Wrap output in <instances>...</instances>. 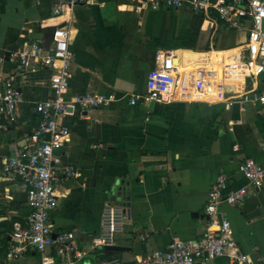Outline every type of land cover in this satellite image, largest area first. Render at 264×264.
Wrapping results in <instances>:
<instances>
[{"label":"crops","instance_id":"0c3cea01","mask_svg":"<svg viewBox=\"0 0 264 264\" xmlns=\"http://www.w3.org/2000/svg\"><path fill=\"white\" fill-rule=\"evenodd\" d=\"M59 2L0 0V55L17 54L31 42L48 47L54 29L67 27L72 57L67 96L114 97L107 108L73 109L59 117L70 135L62 162L76 177L56 190L54 232H72L76 245L86 250L89 238L99 230L105 204L121 205L114 203L117 188H127L129 221L115 238L125 250L116 257L120 264H136L176 240L201 236L208 191L216 176L225 174L230 188L246 187L248 193L238 205L222 204L218 216L230 223L238 252L246 257L244 264H264V181L253 190L237 172L247 159L264 167V105L227 108L217 101L224 82L213 81L212 59L221 65L225 52L243 53L248 32L227 29L215 14L210 19L187 6L150 8L139 0H106L102 6L63 8L54 15ZM152 40L165 44L182 40L192 48L164 49L151 45ZM176 50L207 54L206 64L183 72L188 79L200 74L202 84L185 91L187 101L175 97L162 105L146 102V75L156 52ZM184 54L188 53L181 60L172 57V63L184 66ZM50 75V69L18 71L11 62L0 65V77L10 78L20 92L17 122L0 127V264L38 261L35 253L15 260L5 257L12 223L23 221L29 208L18 181L5 175L2 166L37 127L35 107L49 97ZM254 88L263 90L264 75L227 84L223 95L237 96ZM134 96L139 98L131 105ZM95 253L99 252L87 257L98 264ZM197 264L237 262L223 256Z\"/></svg>","mask_w":264,"mask_h":264},{"label":"built area","instance_id":"2783aa9c","mask_svg":"<svg viewBox=\"0 0 264 264\" xmlns=\"http://www.w3.org/2000/svg\"><path fill=\"white\" fill-rule=\"evenodd\" d=\"M106 0H60L54 6L53 14L58 15L63 8L72 9L79 5H100ZM150 8L163 6L168 9L189 7L193 12L217 20L227 29L237 32L247 31L248 37L241 56L244 68L243 80L256 79L264 75V0H139ZM250 24L247 26V24ZM70 31L67 27H56L48 47L31 42L17 54L8 55L7 62L17 66V70L34 68L50 69L48 83L49 97L36 104L35 113L39 118L37 127L30 133L26 144L8 156L2 172L18 181L25 194L28 215L23 221L12 223L10 240L6 247L7 260L23 258L30 253L38 255L36 264H76L90 253L102 252L105 247L116 245V235L129 221L128 210L120 204H105L99 230L88 240L86 250L80 249L72 232L55 233L51 215L57 208L56 190L63 182L76 177L72 167L62 162V149L69 142L68 129L59 123V117L70 114L73 109L86 112L97 108H107L113 96L103 94H75L67 96L71 75L72 57L69 52ZM170 54L157 51L154 66L146 75V91L143 99L153 104H165L175 97L188 100L187 89L200 87L201 76L187 78L174 65ZM5 56L0 55V65ZM185 64H194L186 62ZM195 65H202L200 62ZM200 76V79H199ZM191 79V80H190ZM234 84L224 82L221 99L227 108L235 105L244 108L246 104L264 105V88H254L237 96L224 97L223 86ZM139 97L130 100L135 105ZM20 92L10 78L0 77V127L17 122V103ZM237 172L248 185L257 190L263 185L264 167L247 159L240 163ZM248 190L246 187L232 189L225 174L216 176L204 206L203 232L196 240H176L164 250H155L136 264H197L201 260H212L227 256L237 264H244L246 257L238 252L233 239V230L228 221L219 218L222 204H240ZM53 235L55 236L53 238ZM142 240H144L142 238ZM98 264H120L118 257H110Z\"/></svg>","mask_w":264,"mask_h":264},{"label":"bare ground","instance_id":"6f19581e","mask_svg":"<svg viewBox=\"0 0 264 264\" xmlns=\"http://www.w3.org/2000/svg\"><path fill=\"white\" fill-rule=\"evenodd\" d=\"M241 56L242 51L240 49H235L231 51H227L224 53V59L221 65L217 64L215 58L212 59L213 68L215 70V78L214 82H234L238 83L243 81V72L244 68L241 65ZM186 62L194 64L187 65ZM200 62V64L204 65L207 63V54H195L188 53L183 56V65L180 68L181 72L188 71L192 66H195V63Z\"/></svg>","mask_w":264,"mask_h":264},{"label":"trees","instance_id":"16d2710c","mask_svg":"<svg viewBox=\"0 0 264 264\" xmlns=\"http://www.w3.org/2000/svg\"><path fill=\"white\" fill-rule=\"evenodd\" d=\"M150 44L153 45V46L162 47L164 49L192 48V45H188L186 43H183L182 40H180V42L177 41V42H175L173 44H165V43H162V42H159V41H156V40H152ZM183 53H192V52L186 51V50H176V51L169 52L168 54H170L169 55L170 59L172 57H174V58H177L178 60H181ZM180 67H181V63L178 64V69H180ZM94 255L96 257V263H98L99 261H102V260L110 258L109 256L101 255V252L95 253Z\"/></svg>","mask_w":264,"mask_h":264},{"label":"water","instance_id":"95a60500","mask_svg":"<svg viewBox=\"0 0 264 264\" xmlns=\"http://www.w3.org/2000/svg\"><path fill=\"white\" fill-rule=\"evenodd\" d=\"M264 25V23H263ZM5 60L7 61L8 60V54L5 55ZM117 198L116 200L118 202H121V205L123 207H125L127 210L129 209V194H128V189L127 188H123V187H120V188H117ZM115 198H112V201H114ZM55 236L53 235V238ZM125 248L123 247H120V246H109V247H105L102 251V255L103 256H109V257H115L117 256L120 252L124 251Z\"/></svg>","mask_w":264,"mask_h":264},{"label":"rangeland","instance_id":"374dc122","mask_svg":"<svg viewBox=\"0 0 264 264\" xmlns=\"http://www.w3.org/2000/svg\"><path fill=\"white\" fill-rule=\"evenodd\" d=\"M86 15V12H85ZM118 185V183H116L114 185V187H116ZM114 203H118V201L114 202ZM93 257L90 255V257H87L86 259L80 261L78 264H94V261L92 259Z\"/></svg>","mask_w":264,"mask_h":264}]
</instances>
